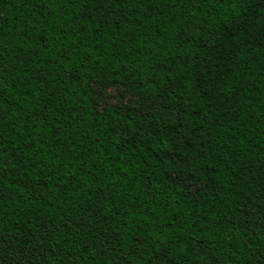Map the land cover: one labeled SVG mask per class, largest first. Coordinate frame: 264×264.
<instances>
[{
  "label": "trees",
  "instance_id": "16d2710c",
  "mask_svg": "<svg viewBox=\"0 0 264 264\" xmlns=\"http://www.w3.org/2000/svg\"><path fill=\"white\" fill-rule=\"evenodd\" d=\"M0 264H264V0H0Z\"/></svg>",
  "mask_w": 264,
  "mask_h": 264
},
{
  "label": "rangeland",
  "instance_id": "374dc122",
  "mask_svg": "<svg viewBox=\"0 0 264 264\" xmlns=\"http://www.w3.org/2000/svg\"><path fill=\"white\" fill-rule=\"evenodd\" d=\"M94 89L97 93L99 110H103L108 105H134L138 102V99L133 95L132 91L126 87L95 85Z\"/></svg>",
  "mask_w": 264,
  "mask_h": 264
}]
</instances>
